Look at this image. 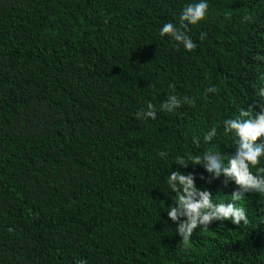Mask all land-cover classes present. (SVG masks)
Returning a JSON list of instances; mask_svg holds the SVG:
<instances>
[{
	"label": "trees",
	"instance_id": "16d2710c",
	"mask_svg": "<svg viewBox=\"0 0 264 264\" xmlns=\"http://www.w3.org/2000/svg\"><path fill=\"white\" fill-rule=\"evenodd\" d=\"M196 2L0 0V264H264V194L236 202L246 226L186 246L167 214L176 170L231 202L235 182L177 157L233 154L223 121L264 102V0H206L188 51L160 30ZM170 95L193 103L161 111ZM149 103L157 118H138Z\"/></svg>",
	"mask_w": 264,
	"mask_h": 264
},
{
	"label": "clouds",
	"instance_id": "9594fccd",
	"mask_svg": "<svg viewBox=\"0 0 264 264\" xmlns=\"http://www.w3.org/2000/svg\"><path fill=\"white\" fill-rule=\"evenodd\" d=\"M208 10L209 5L206 0L186 4L180 13L179 24L165 23L160 30L161 36H171L175 42L182 44L188 51L195 49L197 45L188 34L189 26L197 25L205 20ZM251 20L252 17L246 15L242 22ZM204 38L201 36V39ZM254 59L264 61V56L257 54ZM205 91L214 94L217 88L212 86ZM256 95L264 99V86L259 88ZM184 103L191 104L193 101L188 96L180 98L177 95H170L160 106V110L171 112ZM147 109V111L142 109L138 112L137 117L155 120L157 118L155 106L149 103ZM223 130L225 134H234L236 138L233 154L225 157L221 153L208 150L194 159L177 157L176 164L185 168L190 163L203 165L207 172L214 174L215 178L223 176L225 184L229 181L235 182L238 189L231 194L230 203L214 202L209 190H201L196 186L193 173L183 174L176 170L171 171L167 178L171 193H175V196L171 197L174 205L168 206L167 214L178 225L175 231L182 237L185 246L191 240L195 229L200 226L207 228L213 221L230 220L236 225H241L243 222L246 226L249 223L248 215L243 207L237 206L236 202L242 200L245 193L264 194V168H258L256 173L252 171L260 164L261 157H264V144L259 143L261 138H264V102L255 100L254 104L248 103L238 115L223 121ZM216 136L217 128L213 127L204 134L203 142L210 144ZM193 144L199 148L200 138L193 137ZM160 156L164 157L166 153L161 152ZM79 264H87V262L81 260Z\"/></svg>",
	"mask_w": 264,
	"mask_h": 264
}]
</instances>
